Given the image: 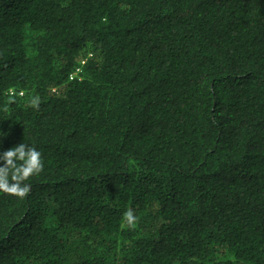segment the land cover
Masks as SVG:
<instances>
[{
	"label": "trees",
	"instance_id": "trees-1",
	"mask_svg": "<svg viewBox=\"0 0 264 264\" xmlns=\"http://www.w3.org/2000/svg\"><path fill=\"white\" fill-rule=\"evenodd\" d=\"M21 143L0 264H264V0H0Z\"/></svg>",
	"mask_w": 264,
	"mask_h": 264
},
{
	"label": "clouds",
	"instance_id": "clouds-1",
	"mask_svg": "<svg viewBox=\"0 0 264 264\" xmlns=\"http://www.w3.org/2000/svg\"><path fill=\"white\" fill-rule=\"evenodd\" d=\"M12 95L14 96L15 93L13 92ZM20 95L23 96L24 93L21 92ZM29 104L38 109L40 98L33 97ZM0 160L4 162L0 167V192L20 199L25 198L29 194L31 186L22 182L43 170L41 153L34 146L30 147L21 143L0 153ZM17 161L22 163L17 164ZM124 218L130 227L134 226L138 219L131 209L124 213Z\"/></svg>",
	"mask_w": 264,
	"mask_h": 264
}]
</instances>
